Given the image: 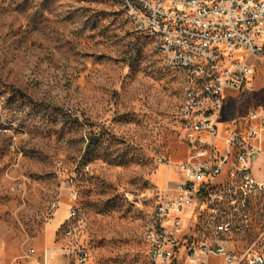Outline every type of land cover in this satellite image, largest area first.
<instances>
[{"label": "rangeland", "instance_id": "obj_1", "mask_svg": "<svg viewBox=\"0 0 264 264\" xmlns=\"http://www.w3.org/2000/svg\"><path fill=\"white\" fill-rule=\"evenodd\" d=\"M253 63L228 117L264 106V58ZM182 96L117 0H0V239L11 260L49 244L54 264H76L72 246L86 248L85 264H145L152 191L187 155ZM263 210L264 197L258 221Z\"/></svg>", "mask_w": 264, "mask_h": 264}, {"label": "built area", "instance_id": "obj_2", "mask_svg": "<svg viewBox=\"0 0 264 264\" xmlns=\"http://www.w3.org/2000/svg\"><path fill=\"white\" fill-rule=\"evenodd\" d=\"M121 8L133 12L138 33L160 42L161 58L186 89L179 132L187 155L178 177L152 191L148 264H264V210L260 221L254 214L264 197V106L226 115L253 61L264 58V0H123ZM66 251L76 264L89 257L84 247Z\"/></svg>", "mask_w": 264, "mask_h": 264}, {"label": "crops", "instance_id": "obj_3", "mask_svg": "<svg viewBox=\"0 0 264 264\" xmlns=\"http://www.w3.org/2000/svg\"><path fill=\"white\" fill-rule=\"evenodd\" d=\"M40 254L39 256L26 255L22 258L11 260L6 246L0 239V264H54L57 262V250L49 244L45 245Z\"/></svg>", "mask_w": 264, "mask_h": 264}, {"label": "bare ground", "instance_id": "obj_4", "mask_svg": "<svg viewBox=\"0 0 264 264\" xmlns=\"http://www.w3.org/2000/svg\"><path fill=\"white\" fill-rule=\"evenodd\" d=\"M119 2V4L122 6L123 5V0H117ZM130 22L132 23V25L134 26V29L136 30V26H135V22H134V16H133V12H126ZM145 36L149 37L151 39L152 42V46H153V50L156 54H158L161 57V53H159L160 50V42L157 41V39L154 37V35H151L150 33H142ZM182 85H183V96H186V89H184V81H182ZM185 104V97H183V102H182V107ZM236 163H238V156H231V160H229V167H236ZM212 189H219V182H212ZM154 206H157V202L155 203ZM75 215H76V211ZM147 229H152L153 226V211L151 212V215L149 217V222L147 225ZM148 264V255H147V259H146V263Z\"/></svg>", "mask_w": 264, "mask_h": 264}]
</instances>
